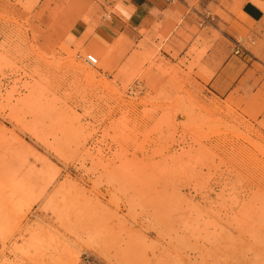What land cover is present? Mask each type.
Returning <instances> with one entry per match:
<instances>
[{
	"label": "rangeland",
	"instance_id": "374dc122",
	"mask_svg": "<svg viewBox=\"0 0 264 264\" xmlns=\"http://www.w3.org/2000/svg\"><path fill=\"white\" fill-rule=\"evenodd\" d=\"M163 1L104 49L91 0H0V264H264V0Z\"/></svg>",
	"mask_w": 264,
	"mask_h": 264
},
{
	"label": "crops",
	"instance_id": "0c3cea01",
	"mask_svg": "<svg viewBox=\"0 0 264 264\" xmlns=\"http://www.w3.org/2000/svg\"><path fill=\"white\" fill-rule=\"evenodd\" d=\"M4 1L14 3L16 0ZM91 3L96 15L103 12L105 16L91 27L90 34L85 21H76L70 30L69 39L72 43L94 39L104 49L112 46L119 36L120 49H124L129 41L140 39L142 35L138 31L141 28L149 29L152 23L158 22L164 10L163 0H91ZM242 13L253 21L263 17V9L252 1L243 4ZM123 53L120 50V54ZM212 71L210 85L214 88L225 86V90L231 93L239 85V72L244 71V68L228 59L222 66L215 65ZM233 97L237 98L238 95Z\"/></svg>",
	"mask_w": 264,
	"mask_h": 264
},
{
	"label": "built area",
	"instance_id": "2783aa9c",
	"mask_svg": "<svg viewBox=\"0 0 264 264\" xmlns=\"http://www.w3.org/2000/svg\"><path fill=\"white\" fill-rule=\"evenodd\" d=\"M235 53H239V49H235ZM84 61L90 65V66H95L96 65V58L95 56L91 55V54H87L85 55L84 57ZM81 264H100V263H97L95 262L93 259H91L89 256H84L82 261H81Z\"/></svg>",
	"mask_w": 264,
	"mask_h": 264
},
{
	"label": "bare ground",
	"instance_id": "6f19581e",
	"mask_svg": "<svg viewBox=\"0 0 264 264\" xmlns=\"http://www.w3.org/2000/svg\"><path fill=\"white\" fill-rule=\"evenodd\" d=\"M84 57V56H83ZM84 61V58L82 59ZM85 62V61H84ZM86 63V62H85ZM87 64V63H86ZM90 66V65H89Z\"/></svg>",
	"mask_w": 264,
	"mask_h": 264
}]
</instances>
